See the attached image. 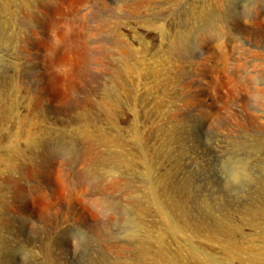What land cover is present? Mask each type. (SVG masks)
I'll return each instance as SVG.
<instances>
[{
    "label": "rangeland",
    "instance_id": "374dc122",
    "mask_svg": "<svg viewBox=\"0 0 264 264\" xmlns=\"http://www.w3.org/2000/svg\"><path fill=\"white\" fill-rule=\"evenodd\" d=\"M7 1L11 5L9 11L0 10V44H2L0 59L3 60H0V103L3 100L0 104V199H3L0 201V264H136L137 254L134 245L123 237L122 226L127 223L126 220L136 221L139 203L142 198L147 197L145 191L148 187L144 172L148 168L136 162L138 153V148H136L138 145L136 142L137 125L146 132L143 144H146L144 146L146 149L150 148L147 150L149 152H146L148 156L151 154L152 157L149 164L153 167L156 183L161 173L169 170L173 183L183 185L188 182L192 193L206 197L215 206L217 212L224 211L236 217L235 223L238 224L237 229H239L236 236L240 237L239 239L243 236L241 239L243 241L238 242L243 248L245 247V251L242 252L244 255L264 251V218L251 217L247 212L250 207H264V194H261L264 187L263 7H257L255 0H53L51 11H47L44 6H35L36 13L43 20L60 18L58 19L60 24L65 27H70V25L73 28L82 27L81 36H85L88 44L92 45V53L97 55V61L95 60L94 64L91 63L89 66V68L91 67L89 75L87 73L85 75L83 72L87 63L83 59L82 52L74 54L73 64L75 65L70 64V67L66 68L68 70V74L65 76L67 79H64L59 87L55 85L48 89L47 100L45 99L48 111L39 115L34 109L28 108L31 102L28 94L32 95L30 92L32 90L25 82L29 80V77L21 75L22 72L19 71L18 74L15 64L27 62L26 64L30 65L37 62L34 71L37 74L45 71L44 61L41 62V57L38 56L41 50L34 47L33 42L37 39L35 31L44 37L47 36V32L44 31L43 26H38L39 22L29 18L27 7L20 6L22 0ZM232 1L238 4L239 9L249 8L248 14L250 15L241 21L236 16L235 19V13L227 17L229 19H222L223 12ZM2 2L0 0V4ZM39 3L40 0H33V5H39ZM10 10H13V13ZM121 10L122 12H120ZM205 10L209 11L208 13H217L213 15L217 19V23L220 19L218 31L221 36L217 40L207 36L212 27L205 24L201 17ZM197 11L200 12V16ZM9 12L10 14H8ZM9 21L11 22L9 23ZM15 21L20 22L17 24ZM19 25L21 28H18ZM10 26H12V31ZM160 27L169 33L180 31V29L187 31L190 33L191 40H187L190 41L189 43H179L181 49L179 47L178 51H172L170 50L171 42L168 37L164 36V32L160 33ZM119 33L124 34L121 42L117 41L116 37ZM14 36H17V39ZM9 37L14 41L9 40ZM192 37H194L193 40ZM16 44H19L18 48ZM101 44L106 48L102 49ZM110 49L113 50L110 51ZM187 49H189L188 52ZM121 69H123L121 76L116 75V72ZM4 70H7L8 73ZM112 70L114 71L112 72ZM92 76L100 77L99 82H91ZM4 77L6 80L3 79ZM14 77L16 87L13 83ZM113 77L121 82L115 84L122 95L120 94L121 101L118 102V108L116 106L115 114L112 117H107L103 113V109L97 106L98 102L95 101L102 98L103 88L110 84L111 79L108 78ZM45 78V76L41 77L40 82L41 80L45 82L47 80ZM7 79H10L11 82ZM71 79L73 83L78 84L77 87H84L73 92L75 95H79L77 98L81 97L77 99V103L71 102L67 96ZM21 82L24 84L21 85ZM91 83L95 85H91L92 90L87 91L86 86ZM151 88L159 89L156 94H160L161 89L172 88L169 90L168 96L175 97L173 99V97L167 96L168 108L171 109L168 119H161L160 115L157 116L155 113L156 108L154 107H157L154 105L155 97L149 98L147 93V89ZM14 92L16 95L12 98ZM71 92L72 89H70ZM11 99H14V104ZM68 101L69 103H67ZM9 106L10 108H8ZM172 109L175 110L172 112ZM72 113L74 114L72 115ZM26 115H30L28 117L30 122ZM34 116H37V119ZM104 118L105 120H103ZM78 119L79 121H77ZM153 119L157 126L162 124L167 127L171 142L168 145L170 149L161 144L160 131L157 132V128H149L152 123L150 121ZM15 120L21 122L17 123ZM33 123L40 127L38 128ZM25 124H29V126ZM146 125L149 127L146 128ZM31 127L34 130L39 129L37 133L40 134V131L43 130L42 138L47 139L49 144L51 142V145L53 142V145H56V142L57 144L63 142L64 146L68 145L67 149L65 148L66 151L63 149L64 159L60 157L61 154L54 156L55 158H49L43 151L44 156L48 157L44 159L42 153H36L38 156L32 152V157L36 156L32 159L37 164L35 166L31 159L25 160V157L15 155L14 144L18 139L17 143L23 144L27 139L23 131L18 134V130L31 129ZM46 129L49 131L47 132ZM58 129L59 131L56 132ZM86 129L91 130L90 136L83 133ZM45 131L48 133L46 137ZM95 138L98 140L96 141ZM100 139L102 140L100 141ZM146 139H148L147 142ZM164 147L168 150L165 151V156H162L160 152L164 150ZM108 152L116 154V157H113L115 161L113 158L110 161L105 158ZM36 160L37 162H35ZM116 161H122L121 165ZM126 161L133 162L132 166L126 167L124 165ZM10 163H22V166L20 165L10 173L11 178L8 177L10 174L7 170ZM243 163L244 165H242ZM236 164L239 170L243 166V169L245 168L239 174L241 175L239 181L226 178L229 165L236 166ZM92 165L95 166L94 170L99 173L107 171L106 181L88 180L77 176L76 171L92 167ZM19 170L23 171V175L27 174L26 177ZM1 173L5 176L2 177ZM16 194L19 196L16 197ZM22 198L24 199L22 200ZM86 199L95 201L94 206L89 204ZM104 200L109 203L107 207L101 204ZM71 203L74 204V209L71 207ZM216 205L219 209L216 208ZM220 207H223V211ZM150 218L149 216L146 218L148 224L151 223ZM220 246L215 242L209 244L204 242L202 245L206 251L222 259L226 252L224 247ZM229 264L245 263L232 260ZM255 264H264V258L259 259Z\"/></svg>",
    "mask_w": 264,
    "mask_h": 264
},
{
    "label": "bare ground",
    "instance_id": "6f19581e",
    "mask_svg": "<svg viewBox=\"0 0 264 264\" xmlns=\"http://www.w3.org/2000/svg\"><path fill=\"white\" fill-rule=\"evenodd\" d=\"M3 1V2H2ZM38 1V0H37ZM1 4H0V10L3 12H6V11H9L10 9V2L9 1H4V0H1ZM9 2V3H8ZM21 2V1H20ZM115 2V1H114ZM113 2V3H114ZM136 2V1H135ZM251 2V1H250ZM254 2H256V5L257 7H263L262 11L264 12V0H255ZM253 2V3H254ZM126 3V2H125ZM105 5V4H104ZM124 5V4H123ZM136 5V4H135ZM247 5V4H246ZM252 5V4H251ZM20 6H25L27 7V10H28V15H29V18L30 19H33L37 22H39L38 26H43L44 28V31L47 32V36L44 37V36H40L39 33L37 31H35L34 33L36 34L37 36V39L35 40L34 43V47H36L37 49L41 50V52L38 54L39 57H41V62H43L45 64V71L43 70V72L37 74L34 69L36 68V65H37V62L36 65L35 63H31L30 65L28 64H21L20 63H17L15 64V69L17 70L16 72L18 73V71L22 74L21 75H25L27 77H29V82H25V83H28L31 94L29 96L28 94V98L30 97L31 98V102H30V109H34L35 112L39 115H43L45 112H47L48 110L47 109V106L45 104V99L47 100V91L49 88L51 87H54L55 85H59L61 84V82L64 81V79H67L65 76L66 74H68V70L66 69L70 64H73V60L75 59L74 57V54L76 52H82L83 54V59L86 61V65L84 67V72L85 75L87 73V75H89L90 73V68L89 66L91 65V63H93L95 60L97 61V55L96 54H93L92 53V45L88 44L89 42L86 41V39L84 38L85 36H81L82 33H80V30L82 29V27H76V28H73L71 25L70 27H65L63 25L60 24V21L58 19L60 18H53L51 20H43L41 17L38 16V14L36 13V7L35 6H44V8L47 10V11H51V7L53 6V0H40V3L39 5L36 4V5H33V0H22V5ZM248 6V5H247ZM254 6V5H253ZM56 7V6H55ZM54 7V8H55ZM136 7V6H135ZM205 7V6H204ZM250 7V6H249ZM12 8V7H11ZM24 8V7H23ZM105 8V7H104ZM56 9V8H55ZM202 9V8H201ZM205 9H207L205 7ZM211 9V8H210ZM209 9V10H210ZM215 9V8H214ZM248 9L247 7H245L244 9H239L238 8V4L235 2V1H232L229 6L227 7L226 11L221 13L223 14L222 16V19H229L227 17H229L230 15L234 14V17H238V19L241 21V19H244L246 18L248 15ZM204 10V9H203ZM250 10V9H249ZM11 12L13 10H10ZM200 11V10H199ZM197 11V13L199 12ZM202 11V10H201ZM2 12V13H3ZM15 12V11H14ZM43 12V11H42ZM122 12V10L120 11ZM209 12V11H208ZM205 11H203L201 17L202 19L205 21V24L207 25H211L212 29H210L209 33H208V37L210 36L211 38L214 37L215 40H217L218 37H220L221 35L219 34V31H218V23H219V20H218V23L216 22V18L213 16L214 14H217V13H208ZM250 12V11H249ZM13 13V12H12ZM27 13V12H26ZM7 14V13H6ZM10 14V12L8 13ZM15 14V13H14ZM98 14H99V11H98ZM106 14V13H105ZM114 14V13H113ZM212 14V15H211ZM2 15V14H1ZM4 15V14H3ZM47 15V14H46ZM50 15V14H49ZM52 15V14H51ZM5 16V15H4ZM15 16V15H14ZM100 16H102V14H100ZM199 16H200V12H199ZM217 17V15H215ZM1 17V16H0ZM12 17V15H11ZM57 17V16H56ZM104 17V16H103ZM234 17H231L234 19ZM235 17V19H236ZM217 18H220V17H217ZM2 19H5V18H2ZM10 19V18H9ZM76 19V18H75ZM104 19V18H103ZM107 19V18H106ZM200 19V20H202ZM12 20V19H11ZM78 20V19H77ZM83 20V19H82ZM115 20V19H114ZM1 21V20H0ZM4 21V20H3ZM6 21V20H5ZM102 21V20H101ZM204 21L203 24H204ZM226 21V20H224ZM11 21H9L10 23ZM16 22V21H15ZM20 21L16 22L17 24L19 23ZM23 22V21H22ZM29 22V21H28ZM149 22V21H148ZM14 23V22H13ZM15 23V24H16ZM69 23V22H68ZM76 23V22H75ZM104 23V22H103ZM107 23V22H105ZM112 23V22H111ZM16 24V26H17ZM21 24V23H20ZM77 24V23H76ZM79 24V23H78ZM83 24V23H82ZM116 24H119V23H116ZM9 25V24H8ZM7 25V26H8ZM24 25V23H23ZM100 25V24H99ZM102 25V24H101ZM13 26V24H12ZM12 26H10V29L12 31ZM20 26V25H19ZM18 28H21V26ZM36 26V24H35ZM40 26V27H41ZM114 26V25H113ZM183 26V25H182ZM2 27V26H1ZM14 27V26H13ZM29 27V26H28ZM75 27V25H74ZM3 28V27H2ZM27 28V27H26ZM25 28V29H26ZM114 28V27H113ZM118 28V27H117ZM182 28V27H181ZM9 29V28H8ZM9 29V31H10ZM34 29V28H32ZM115 29V28H114ZM14 30V29H13ZM19 30V29H17ZM16 30V31H17ZM27 30H30V29H27ZM38 30V29H37ZM182 29H180V31H176V32H172V33H169L168 31H165L162 27L159 28V31L160 33H163L164 32V36L165 37H168V40L171 42V48L170 50L174 51V50H177L178 51V48L180 47L181 49V45H179V43H186L188 42L187 40L190 39V33L187 32V31H181ZM188 30V29H187ZM8 31V30H7ZM8 31V32H9ZM10 31V32H11ZM15 31V30H14ZM13 31V32H14ZM21 31V29H20ZM82 31V30H81ZM110 31V30H109ZM121 31V30H120ZM191 31V30H190ZM2 32V31H1ZM7 32V33H8ZM10 32H9V35H10ZM12 32V33H13ZM25 32V31H24ZM28 32V31H27ZM32 32V31H30ZM45 32V33H46ZM103 32V31H102ZM101 32V33H102ZM116 32V30H115ZM168 32V34H166ZM20 33V32H19ZM18 33V34H19ZM23 33V32H22ZM21 33V34H22ZM111 33V32H110ZM194 33V32H193ZM17 34V33H16ZM20 34V35H21ZM86 34V33H85ZM114 34V33H112ZM206 34V33H205ZM13 34H11L12 36ZM33 35V34H32ZM84 35V33H83ZM124 35V34H123ZM123 35L121 33H119L116 37H117V41L121 42L123 40ZM194 35V34H193ZM192 35V36H193ZM25 36V35H24ZM28 36V35H27ZM89 36V35H88ZM206 36V37H207ZM1 37V36H0ZM13 37V36H12ZM15 37V36H14ZM17 37V36H16ZM15 37V38H16ZM20 37V36H19ZM18 37V38H19ZM23 37V35H22ZM111 37V36H110ZM194 37H192V40H193ZM210 38V39H211ZM17 39V38H16ZM20 39V38H19ZM209 40V38H207ZM213 39V38H212ZM211 39V40H212ZM220 39V38H219ZM5 40V39H3ZM9 40H11V37H9ZM1 41V40H0ZM8 41V40H7ZM12 41V40H11ZM10 41V42H11ZM14 41V40H13ZM12 41V42H13ZM4 42V41H2ZM1 42V43H2ZM175 42V43H173ZM190 42V41H189ZM188 42V43H189ZM217 42V41H216ZM9 43V42H8ZM173 43V44H172ZM194 43V42H193ZM193 43L192 46H193ZM3 44H6V43H3ZM15 44V43H14ZM122 44V43H121ZM124 44V43H123ZM2 44H0L1 46ZM7 45V44H6ZM17 45V44H16ZM19 45V44H18ZM18 45H17V48H18ZM21 45V44H20ZM119 45V44H117ZM169 45V44H168ZM184 45V44H183ZM187 45V44H186ZM11 46V45H10ZM9 46V47H10ZM101 48L103 49L104 47L106 48L105 45L101 44L100 45ZM7 47V46H6ZM32 47V46H31ZM114 47V46H113ZM123 47V46H122ZM4 48V46H3ZM11 48V47H10ZM13 48V47H12ZM33 48V47H32ZM120 48V47H118ZM34 49V48H33ZM184 49H185V46H184ZM191 49V48H189ZM187 49V52L188 50ZM9 50V49H8ZM7 50V52H8ZM17 50V49H16ZM98 50V49H97ZM100 50V49H99ZM109 50V49H108ZM113 50V49H112ZM110 49V51H112ZM115 50V49H114ZM168 50V51H170ZM186 50V49H185ZM192 50V49H191ZM13 51V49H12ZM35 51V50H34ZM101 51V50H100ZM99 51V52H100ZM176 51V52H177ZM15 52V51H14ZM31 53H34L32 51H30ZM98 52V51H97ZM19 53V52H18ZM26 53V52H25ZM15 54V53H14ZM23 54V53H21ZM37 54V52H36ZM77 54V53H76ZM175 55H178L177 53H174ZM173 54V55H174ZM185 54V53H184ZM189 54V53H187ZM2 55V54H1ZM26 55V54H25ZM35 55V54H34ZM121 56V54H119ZM4 56V55H3ZM17 56V55H16ZM22 56V55H21ZM37 56V57H38ZM108 56V55H107ZM124 56V55H123ZM182 56V55H180ZM178 56V57H180ZM15 57V55H14ZM20 57V56H19ZM18 57V59H19ZM113 57V56H112ZM116 57V56H115ZM22 58V57H21ZM13 59V58H12ZM31 60V58H29ZM34 59V57H33ZM111 59V58H110ZM1 61H3L2 59H0ZM22 61L25 60V59H21ZM43 60V61H42ZM13 61V60H12ZM18 61V60H17ZM39 61V60H37ZM116 61V60H115ZM16 62V61H15ZM32 62V61H31ZM104 62V61H103ZM13 63V62H12ZM42 63V64H43ZM75 63V62H74ZM122 63V62H120ZM11 64V63H10ZM94 64V63H93ZM8 65V64H6ZM14 65V63H13ZM12 65V66H13ZM75 65V64H73ZM71 65V66H73ZM119 65V64H118ZM125 66V65H124ZM70 67V66H69ZM79 67V66H78ZM77 67V68H78ZM10 68H13V67H10ZM80 68V67H79ZM83 68V67H82ZM122 68V66H121ZM128 68V67H127ZM166 68V67H165ZM43 69V68H42ZM168 69V68H167ZM12 70V69H11ZM39 70V69H38ZM83 70V69H82ZM122 70H118L116 72V75H120L122 74ZM5 71V70H4ZM7 71V70H6ZM5 71V72H6ZM40 71V70H39ZM38 71V72H39ZM93 71V70H92ZM91 71V72H92ZM96 71V70H95ZM106 71V70H105ZM114 70H112L113 72ZM127 71V69H126ZM80 72V71H79ZM102 72V71H101ZM8 73V72H6ZM12 73V72H11ZM15 73V72H14ZM74 73V72H73ZM76 73V72H75ZM95 73V72H94ZM92 73V74H94ZM99 73V72H98ZM106 73V72H105ZM103 73V74H105ZM10 74V73H9ZM8 74V75H9ZM19 74V73H18ZM82 74V72H81ZM90 74V75H92ZM96 74V73H95ZM1 75V74H0ZM11 75V74H10ZM9 75V76H10ZM4 76V74H3ZM12 76V75H11ZM24 76V77H25ZM45 76L47 80H45V82H40V78ZM76 76V75H75ZM82 76V75H80ZM95 76V75H94ZM94 76L91 77V82L93 81L94 83L96 82H99V78H95ZM115 76V74H114ZM6 77V76H5ZM3 78L6 80V78ZM19 77V76H18ZM86 77V76H85ZM90 77V76H89ZM103 77V76H102ZM1 78V77H0ZM8 78V77H7ZM11 78V77H10ZM17 78V76H16ZM23 78V77H22ZM26 78V77H25ZM78 78V77H77ZM83 78V77H81ZM94 78V79H92ZM107 78V77H106ZM119 78V77H118ZM18 79V78H17ZM16 79V80H17ZM24 79V78H23ZM22 79V81H23ZM43 79V78H42ZM84 79V78H83ZM87 79V78H86ZM89 79V78H88ZM110 80V84L106 85L103 91V94H102V98L100 99H96L97 101L95 102H98L97 103V106L98 107H101L103 109V113L105 114V116L107 117H112L114 114H115V109H116V106L118 105V102L121 101V93L119 92V88H117V85L115 84L116 82L117 83H121L119 80H116V77H113V78H108ZM170 79V78H169ZM168 79V80H169ZM4 80V81H5ZM10 81V79H7ZM25 80V79H24ZM74 80V79H73ZM81 80V79H80ZM1 81V80H0ZM18 81L20 82V80L18 79ZM72 81V79H71ZM71 85H70V89H72V92L70 93V89L69 91L67 92V96L69 97V100H71V102H75L77 103V99H80V98H77V94L75 95L73 92L76 90V91H79V89L81 88H84L83 86L81 87H77L76 83H73V81L71 82ZM87 81V80H86ZM85 81V82H86ZM89 81V80H88ZM89 81V82H90ZM108 81V80H107ZM8 82V81H7ZM11 82V81H10ZM19 82H16V83H19ZM24 82V81H23ZM21 82L20 84L22 85ZM76 82V81H75ZM82 82V81H81ZM84 82V83H85ZM124 82V81H123ZM15 84V77H14V82ZM65 83V82H64ZM68 83V82H67ZM66 83V84H67ZM78 83V82H77ZM94 83H91V84H88L86 86V90L87 91H90L92 90V87H90L91 85H93ZM125 83V82H124ZM5 84V83H4ZM11 84V83H10ZM24 84V83H23ZM99 84V83H98ZM95 85V84H94ZM124 85V84H123ZM5 86V85H4ZM13 86V85H12ZM25 86V85H24ZM1 87V86H0ZM9 87V86H7ZM16 87V84L15 86ZM67 87V86H66ZM69 87V85H68ZM97 87V86H96ZM104 87V86H103ZM6 88V87H5ZM27 88V90H28ZM100 88V87H99ZM98 88V89H99ZM123 88V87H122ZM121 88V90H122ZM166 88V87H165ZM161 89V93L160 94H156L157 91L159 89H147V93H148V97L150 98L151 96H154L155 99H154V105H156L157 107H154L156 108V112L157 113V116L160 115V118L161 119H168V117L170 116L171 114V109L168 108V105H169V101H167L168 99V95H169V90L172 89L170 88L169 90L168 89ZM4 89V88H3ZM11 89V88H10ZM17 89V88H16ZM12 90V89H11ZM9 90V91H11ZM18 90H19V87H18ZM22 90V88H21ZM26 90V89H25ZM178 90V89H177ZM180 90V89H179ZM7 92V90H5ZM8 91V92H9ZM54 91V90H53ZM67 91V90H66ZM101 91V90H100ZM174 91V90H173ZM176 91V90H175ZM4 92V91H3ZM20 92V91H18ZM26 92V91H25ZM28 92V91H27ZM26 92V93H27ZM29 92V93H30ZM99 92V91H98ZM178 92V91H177ZM11 93H13V91H11ZM15 93V92H14ZM25 93V94H26ZM50 93V92H49ZM89 93V92H88ZM91 93V92H90ZM181 93V92H180ZM3 94V93H1ZM66 94V93H65ZM86 94V93H85ZM121 94V95H120ZM172 94V93H171ZM179 94V92H178ZM176 94V95H178ZM7 95V93H6ZM9 95V94H8ZM11 95V94H10ZM16 93L13 94L11 97H15ZM52 95V94H51ZM84 95V94H83ZM89 95V94H88ZM25 96V95H24ZM50 96V94H49ZM64 96V95H63ZM91 96V95H90ZM168 96V97H167ZM7 97V96H6ZM53 97V96H52ZM92 97V96H91ZM101 97V96H100ZM123 97V96H122ZM170 97H173L170 96ZM169 97V98H170ZM175 97V96H174ZM173 97V99H174ZM179 97V96H178ZM177 97V98H178ZM8 98V97H7ZM27 98V99H28ZM56 98V97H55ZM89 98V96H88ZM124 98V97H123ZM15 99V98H14ZM14 99H11V101L13 102ZM65 99V98H64ZM83 99V98H82ZM143 99V98H142ZM146 99V98H145ZM2 100V99H1ZM52 100V99H51ZM60 100V99H59ZM178 100V99H177ZM10 101V100H9ZM29 101V99H28ZM58 101V100H57ZM86 101V99H85ZM93 101V100H92ZM171 101V100H170ZM180 101V100H179ZM178 101V102H179ZM185 101V100H184ZM3 102V100H2ZM1 102V103H2ZM5 102V101H4ZM47 102V101H46ZM90 102V101H89ZM0 103V104H1ZM29 103V102H28ZM51 103V102H50ZM61 103V102H60ZM59 103V104H60ZM69 103V101L67 102ZM176 103V102H175ZM7 104V102H6ZM6 104L4 103L3 105H5V108H6ZM10 104V103H9ZM14 104V102H13ZM26 104V102H25ZM48 104V103H47ZM53 104V103H52ZM178 104V103H177ZM20 105V104H19ZM76 105V104H75ZM95 105V104H94ZM120 105V104H119ZM1 106V105H0ZM27 106V105H26ZM11 107H12V104H11ZM19 107V106H18ZM73 107V106H71ZM87 107L88 104H87ZM96 107V106H95ZM10 108V106L8 107ZM13 108V107H12ZM49 108V107H48ZM118 108V106H117ZM178 108V107H177ZM3 109V108H2ZM14 109H15V106H14ZM50 109V108H49ZM63 109V108H62ZM86 109V107H85ZM89 109V108H88ZM98 109V108H97ZM100 109V108H99ZM4 110V109H3ZM6 110V109H5ZM52 110V109H51ZM74 110V109H73ZM76 110V109H75ZM81 110V109H79ZM84 108L81 110L83 112ZM101 110V109H100ZM149 110V109H148ZM147 110V111H148ZM153 110V109H152ZM155 110V109H154ZM175 110V109H174ZM172 109V112L174 111ZM179 110V109H178ZM7 111V110H6ZM10 111V110H9ZM12 111H14L12 109ZM20 111V110H19ZM18 111V112H19ZM50 111V110H49ZM59 111V109H58ZM146 111V110H145ZM3 112V111H2ZM5 112V111H4ZM29 112V111H28ZM32 112V111H31ZM53 112V111H52ZM56 112V111H54ZM60 112V111H59ZM95 112V111H94ZM101 112V111H100ZM117 112V111H116ZM176 112V111H175ZM7 113V112H6ZM79 113V112H78ZM85 113V111H84ZM87 113V112H86ZM154 113V115L156 116V114ZM5 114V113H4ZM7 114H11V113H7ZM15 114V113H14ZM22 114V112H21ZM58 114V113H56ZM74 113H72L73 115ZM77 114V113H76ZM81 114V113H80ZM88 114V113H87ZM92 114V113H91ZM94 114V113H93ZM102 114V113H101ZM1 115V114H0ZM13 115V114H12ZM10 116L11 118L13 116ZM18 115V114H17ZM23 115V114H22ZM34 115V114H33ZM59 115V114H58ZM79 115V114H78ZM98 115V114H97ZM103 115V114H102ZM7 116V117H8ZM27 116V115H26ZM25 116V117H26ZM30 115L27 116V118L29 117ZM55 116V115H54ZM60 116V115H59ZM58 116V118H59ZM91 116V115H89ZM99 116V115H98ZM172 116H175V115H172ZM6 117V118H7ZM15 117V116H14ZM19 117V116H18ZM17 117V118H18ZM24 117V118H25ZM37 117V116H36ZM34 116V118H36ZM44 117V116H43ZM42 117V118H43ZM62 117V116H60ZM72 117V116H71ZM75 117V116H74ZM73 117V118H74ZM85 117V116H84ZM104 117V116H102ZM116 117V116H115ZM3 118V117H2ZM16 118V117H15ZM21 118V117H20ZM40 118V117H39ZM45 118V117H44ZM63 118V117H62ZM79 118V117H78ZM81 118V117H80ZM79 118V119H80ZM83 118V117H82ZM89 118V117H87ZM91 118V117H90ZM94 118V117H93ZM150 118V117H149ZM153 118V116H152ZM158 118V117H157ZM5 119V118H4ZM10 119V118H9ZM37 119V118H36ZM51 119V118H50ZM75 119V118H74ZM77 119V117H76ZM79 119L77 121H79ZM100 119V118H99ZM151 119V118H150ZM7 120V119H6ZM22 120V119H20ZM25 120V119H24ZM23 120L24 123H26L25 121ZM32 120V119H30ZM35 120V119H33ZM40 120V119H39ZM43 120V119H42ZM41 120V121H42ZM59 120V119H58ZM62 120V119H60ZM59 120V121H60ZM71 120V119H70ZM73 120V119H72ZM84 120V119H83ZM105 120V118L103 119ZM12 121V120H11ZM16 121V120H15ZM28 121H29V118H28ZM27 121V122H28ZM38 121V120H36ZM85 121V120H84ZM90 121V119H89ZM93 120L91 119V122ZM95 121V120H94ZM157 121V120H156ZM160 121V119H159ZM9 122V120H8ZM17 122V121H16ZM19 122V121H18ZM17 122V123H18ZM21 122V121H20ZM19 122V123H20ZM30 122V121H29ZM28 122V123H29ZM33 122V121H32ZM39 122V121H38ZM65 122V121H64ZM150 127L148 125H146L147 127L146 128H150V129H158V131H160L159 133L161 134L160 139H161V144H164L166 145L168 148H169V144L171 143L170 142V135H169V132H168V129L167 127L163 126L162 124H158V126L156 125L155 123V120L153 119ZM149 122V123H150ZM6 123V122H5ZM37 123V122H36ZM42 123V122H41ZM165 123V122H164ZM35 123H33L34 125ZM17 125V124H16ZM26 125V124H25ZM29 126V124H27ZM26 125V126H27ZM39 125V124H38ZM166 125V124H165ZM18 126V125H17ZM16 126V127H17ZM21 126V125H20ZM24 126V125H23ZM30 126H32L30 124ZM35 126H37V124H35ZM42 126V125H41ZM25 127V126H24ZM38 127V126H37ZM36 127V128H37ZM40 127V125H39ZM38 127V128H39ZM43 127V126H42ZM88 127V126H87ZM5 128V127H4ZM18 128V127H17ZM83 128V127H82ZM86 128V127H85ZM144 128V127H142ZM16 129V128H15ZM43 129V128H41ZM40 129V130H41ZM45 129V128H44ZM60 129V128H59ZM56 130V132L59 131ZM62 129V128H61ZM81 129V128H80ZM90 129V128H89ZM149 129V131H151ZM171 129V128H169ZM176 129V128H175ZM20 130V129H19ZM18 130V134L19 132L23 131V133L25 134V136H27V139H26V142L21 144V142L17 143L19 141L16 142V144H14L13 148H14V154L15 155H18L20 157V155L23 157H25V160L26 159H31V162H33L32 159H34L36 156H33L32 157V152L34 153V155L36 153H42V155L44 156L43 154V151L44 153H47V155L49 156V158L51 157H56L57 155L59 156V154H61V158H63L62 154L64 153L63 152V149H67V146H64L63 142L62 144H57L56 142V145H51V142L49 144L48 141L44 140L42 138V135H44V132L40 131V133H37V131L39 130H34L32 127L31 129L30 128H26L24 130ZM47 130V129H46ZM51 132H52V129H50ZM64 129H62L63 131ZM5 131V130H4ZM9 131V130H8ZM13 131V130H11ZM49 130H47L48 132ZM69 131V130H67ZM77 131V130H76ZM75 131V132H76ZM82 131V130H81ZM91 131V130H90ZM88 129L84 130L83 133H85L86 136H90L92 133L90 132ZM173 131V130H172ZM171 131V132H172ZM3 132V131H2ZM7 132V131H6ZM15 132V131H13ZM65 132V131H63ZM74 132V134H75ZM12 133V132H11ZM10 133V134H11ZM21 133V134H23ZM66 133V132H65ZM69 133V132H68ZM79 133V131H78ZM82 133V135H83ZM145 131L140 129L138 127V125L136 126V142L138 143L137 147L138 148V153L136 155V162L138 163H141L143 166L147 167V171L144 172V178L146 180V184H147V191L146 192V195L147 197L145 196V198L141 199L140 201V206H139V209H138V218H136V221H127L126 224H124L122 226V232H123V237L125 239H127L128 241H130L131 243H133L132 245H134V249L136 251V256H137V259H136V264H224L223 262L229 264L232 262V260H235L238 262H243L245 264H255L259 259L261 258H264V251L261 250L260 252H257L255 254H248L247 256L244 255L242 252L245 251V247L243 248L242 245L239 244L238 241H243L241 239H239L240 237H237V233H238V230L237 229L238 227V224L235 223V218L236 217H233L234 215L231 214V213H226L223 211V207H220V209L223 211V212H217V209H215L214 205L211 203V201H209L206 197H201V196H198L196 194H193L192 191L190 190L189 188V183H185L183 185H177L175 183H173V181L170 179L171 175L169 173V170H165L164 172L161 173V175L159 176V178L157 179V183L156 181H154V176H153V167H151V165L149 164L150 163V159L152 158L151 157V154L150 156H148V153L149 151H147L148 149H146L143 144V141H144V137L146 136L145 135ZM156 133V132H154ZM175 133V131H174ZM5 134V133H4ZM16 134V133H15ZM40 134V135H39ZM46 131H45V137H46ZM53 134V133H52ZM153 134V133H152ZM158 134V133H157ZM158 134V135H160ZM171 134V133H170ZM176 134V133H175ZM2 135V134H1ZM50 135V134H49ZM81 135V136H82ZM56 136V135H55ZM54 136V137H55ZM61 136V135H60ZM73 136V135H72ZM79 136V135H78ZM18 137V136H17ZM23 137V136H22ZM21 137V138H22ZM57 137V136H56ZM65 137V136H64ZM63 137V138H64ZM68 137V136H67ZM70 137V136H69ZM172 137V136H171ZM20 138V139H21ZM90 138V137H89ZM92 138H94L92 136ZM50 139V138H48ZM52 139H55V138H52ZM61 139V138H60ZM59 139V140H60ZM74 139V138H73ZM84 139V138H83ZM159 139V140H160ZM63 140V139H62ZM60 140V141H62ZM87 140V138H86ZM96 140V138H95ZM98 140V139H97ZM96 140V141H97ZM102 139H100L101 141ZM148 139H146L145 141L147 142ZM16 141V140H14ZM13 141V142H14ZM92 141V140H91ZM90 141V143H91ZM174 141V139H173ZM48 142V143H47ZM103 142V141H102ZM145 142V143H146ZM150 142V141H149ZM100 143V142H99ZM174 143V142H173ZM102 144V143H101ZM104 144V143H103ZM106 144V142H105ZM104 144V145H105ZM153 144V142H152ZM7 145V144H6ZM9 145V144H8ZM13 145V144H12ZM90 145V144H89ZM97 145V144H96ZM156 145V144H155ZM153 145V146H155ZM163 145V146H164ZM94 147V145H91ZM7 147V146H5ZM12 147V146H11ZM96 147V146H95ZM148 147V146H147ZM161 147V146H160ZM159 147V148H160ZM10 148V147H9ZM91 148V147H90ZM65 149V151H66ZM69 149V148H68ZM170 149V148H169ZM69 150H72V149H69ZM152 150V149H151ZM150 150V152H151ZM158 150V148H157ZM168 149H166L164 147V150L161 151V155L162 156H165V151L167 152ZM147 151V152H146ZM107 152V151H106ZM137 152V151H136ZM153 152V151H152ZM159 152V150H158ZM30 153V154H29ZM154 153V152H153ZM157 153V152H156ZM36 154V155H38ZM168 154V153H167ZM41 155V154H40ZM159 155V156H161ZM39 156V155H38ZM42 157V156H41ZM45 157L47 156H44L43 158L45 159ZM54 157V158H55ZM113 157H116V154L114 153H106V156L105 158L108 159L110 161V159H112ZM42 158V160L45 162V160ZM48 158V157H47ZM70 158H71V154H70ZM155 158V157H154ZM38 159V158H37ZM64 159V158H63ZM114 159V160H113ZM112 160L115 161V158H113ZM159 159V157H158ZM157 159V160H158ZM162 159V158H161ZM40 160V159H39ZM50 160V159H49ZM156 160V159H155ZM28 161V160H27ZM41 161V162H43ZM47 161V160H46ZM30 162V161H29ZM30 162V163H31ZM37 162V160L35 161ZM40 162V161H39ZM43 162V164H45ZM51 162H52V159H51ZM112 162V161H111ZM119 162V161H116V163ZM122 162V161H120ZM119 162V164H120ZM154 162V161H153ZM47 163V162H46ZM125 163V162H124ZM155 163V162H154ZM162 163V162H161ZM164 163V162H163ZM11 164V163H10ZM7 167V170L9 171L8 173L10 174L12 171H14L15 169L19 168L20 165L22 164H17V163H14V164H11ZM32 164V163H31ZM33 164H35V166L37 165L36 163L33 162ZM123 164V163H122ZM133 162L131 161H126V167H130L132 166ZM42 165V164H41ZM121 165V164H120ZM140 165V164H139ZM160 165V164H159ZM244 165V163L242 164ZM5 166V167H6ZM22 166V165H21ZM34 166V167H35ZM123 166V165H122ZM153 166V165H152ZM33 167V166H32ZM30 167V168H32ZM39 167V166H37ZM46 167V165H45ZM48 167V165H47ZM142 167V166H141ZM244 167V166H243ZM242 167V169H243ZM95 166L92 165V167H85V168H82L78 171H76L77 173V176L79 177H84L85 179H92L94 181H106V178H107V171H102V172H97L96 170H94ZM239 168L236 164V166H231L229 165L228 167V172H226V178L230 179V180H235V181H239L241 175L240 172L242 171L237 169ZM21 169V168H20ZM23 169V168H22ZM38 169V168H37ZM36 169V170H37ZM245 169V168H244ZM243 169V170H244ZM26 170V169H25ZM31 170V169H30ZM33 170V169H32ZM35 170V169H34ZM6 172V168L4 170ZM21 171V170H19ZM38 171V170H37ZM2 172V171H1ZM23 171H21L22 173ZM173 172V171H172ZM243 172V171H242ZM7 173V174H8ZM26 173V172H25ZM31 173V172H30ZM36 173V171H35ZM40 173V172H39ZM42 173V172H41ZM174 173V172H173ZM2 174V173H1ZM13 174V173H12ZM37 174V173H36ZM23 175V173H22ZM25 175V174H24ZM23 175V176H24ZM27 175V174H26ZM25 175V177H26ZM30 175V174H29ZM32 175V174H31ZM35 175V174H34ZM173 175V174H172ZM2 177L5 176V175H1ZM11 174L10 176L8 175V177L11 178ZM23 176H20V177H23ZM7 177V176H6ZM5 177V178H6ZM7 177V178H8ZM35 177V176H34ZM9 178V179H10ZM24 178V177H23ZM30 178V177H29ZM36 179V178H34ZM4 180H7V179H4ZM12 180V179H11ZM18 180V179H17ZM9 181V180H8ZM13 182V181H12ZM21 182V181H19ZM18 184V183H16ZM21 184V183H20ZM24 184V183H23ZM22 186V185H20ZM262 189V187H261ZM18 193H21L19 191H17ZM25 193V192H24ZM264 194V187L263 189L261 190V194ZM2 194V193H1ZM4 194V193H3ZM262 194V195H263ZM261 195V196H262ZM19 195L16 194V197H18ZM1 197V196H0ZM25 197V196H24ZM3 198V197H2ZM5 198V197H4ZM7 198V197H6ZM5 198V199H6ZM21 198V197H20ZM209 198V197H208ZM16 199V198H15ZM24 198H22L23 200ZM3 200V199H0V201ZM8 200V199H7ZM87 202L91 205L94 206L95 204V201L93 200H89V199H86ZM261 200V199H260ZM2 203V202H1ZM102 206L104 207H107V205L109 203H107L105 200L101 203ZM219 205V204H218ZM220 206V205H219ZM222 206V204H221ZM71 207L74 209V204L71 203ZM216 208L217 205H216ZM225 208V207H224ZM230 208V207H229ZM219 209V208H218ZM227 209V207H226ZM225 209V210H226ZM220 211V210H218ZM232 212V211H231ZM247 212H249L248 215H250L251 217H262L264 218V207L262 206H258V207H250L247 209ZM147 216H149V220H151V223L148 224L146 222V218ZM244 217V216H243ZM130 218V216H129ZM130 220H132L130 218ZM240 232V231H239ZM241 233V232H240ZM222 235V236H221ZM240 235V234H239ZM204 238H203V237ZM201 237V238H200ZM245 237V236H244ZM79 238V236H78ZM80 239V238H79ZM78 239V241H79ZM206 242L207 244H209L210 242H215V244H220L222 247H224V251L226 252L224 258L222 259H219L216 255L212 254V253H209L208 251H206V246L205 247H202L203 243ZM1 245V244H0ZM7 245V244H6ZM205 245V244H204ZM208 246V245H207ZM220 246V247H221ZM2 247V246H1ZM6 247V246H5ZM9 247V245H8ZM213 247H215V245L213 244ZM219 247V248H220ZM3 249V248H2ZM9 249V248H7ZM6 250V249H5ZM3 251V250H2ZM134 251V250H133ZM223 251V253H224ZM248 253V252H247ZM127 263V262H126ZM234 263V261H233ZM118 264V263H117ZM121 264V263H119Z\"/></svg>",
    "mask_w": 264,
    "mask_h": 264
}]
</instances>
